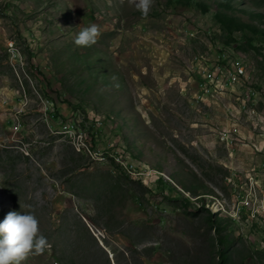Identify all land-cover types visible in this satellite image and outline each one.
<instances>
[{"label":"rangeland","instance_id":"rangeland-1","mask_svg":"<svg viewBox=\"0 0 264 264\" xmlns=\"http://www.w3.org/2000/svg\"><path fill=\"white\" fill-rule=\"evenodd\" d=\"M135 2L0 0V221L48 242L21 264H264V0Z\"/></svg>","mask_w":264,"mask_h":264},{"label":"clouds","instance_id":"clouds-1","mask_svg":"<svg viewBox=\"0 0 264 264\" xmlns=\"http://www.w3.org/2000/svg\"><path fill=\"white\" fill-rule=\"evenodd\" d=\"M152 0H136L135 7L147 16ZM101 35L97 25L84 27L74 40L79 47H91ZM48 246L45 236L40 234L38 221L33 214L9 212L0 221V264H21L30 252L43 253Z\"/></svg>","mask_w":264,"mask_h":264},{"label":"trees","instance_id":"trees-1","mask_svg":"<svg viewBox=\"0 0 264 264\" xmlns=\"http://www.w3.org/2000/svg\"><path fill=\"white\" fill-rule=\"evenodd\" d=\"M185 3H194L196 2L197 4H200V8L202 10V12L204 13H208L210 11L213 10V8L216 9L215 14L217 16V18L223 22L226 23L228 25H243L240 22H238V19H234L232 17H226L224 16V12H231L232 8L231 7V3L233 2L230 0H181ZM207 1V2H206Z\"/></svg>","mask_w":264,"mask_h":264},{"label":"built area","instance_id":"built-area-1","mask_svg":"<svg viewBox=\"0 0 264 264\" xmlns=\"http://www.w3.org/2000/svg\"><path fill=\"white\" fill-rule=\"evenodd\" d=\"M228 57H229V55H228V53L227 52H225V53H222V52H220L219 54H218V60L216 61V65H225V68H226V62H225V60H227L228 59ZM230 62V64H233L231 67L230 66H227L228 68L230 67V68H233V66H234V73H233V75H231V76H233L234 77V79L236 80L237 78H241V76H245V73H244V70H242L240 67H239V64L240 63H233V62H231V61H229ZM229 64V65H230Z\"/></svg>","mask_w":264,"mask_h":264},{"label":"bare ground","instance_id":"bare-ground-1","mask_svg":"<svg viewBox=\"0 0 264 264\" xmlns=\"http://www.w3.org/2000/svg\"><path fill=\"white\" fill-rule=\"evenodd\" d=\"M242 70H244L243 68H241ZM220 73V72H219ZM215 79V78H214Z\"/></svg>","mask_w":264,"mask_h":264}]
</instances>
